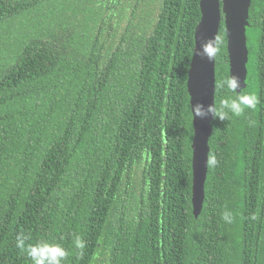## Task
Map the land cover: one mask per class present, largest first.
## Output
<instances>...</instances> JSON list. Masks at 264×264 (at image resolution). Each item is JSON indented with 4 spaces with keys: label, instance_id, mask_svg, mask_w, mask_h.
Listing matches in <instances>:
<instances>
[{
    "label": "trees",
    "instance_id": "obj_1",
    "mask_svg": "<svg viewBox=\"0 0 264 264\" xmlns=\"http://www.w3.org/2000/svg\"><path fill=\"white\" fill-rule=\"evenodd\" d=\"M75 1L0 0V264H33L20 233L62 244L64 264H264V0L249 8L240 91L260 103L212 120L219 163L197 218L186 82L199 0ZM217 37L218 106L235 95L219 86L223 19Z\"/></svg>",
    "mask_w": 264,
    "mask_h": 264
},
{
    "label": "water",
    "instance_id": "obj_2",
    "mask_svg": "<svg viewBox=\"0 0 264 264\" xmlns=\"http://www.w3.org/2000/svg\"><path fill=\"white\" fill-rule=\"evenodd\" d=\"M252 0H199L200 19L195 27L194 48L187 72V92L191 111L193 136L191 140V205L192 214L197 218L204 200V183L207 175L205 165L209 153L208 141L212 132L213 118L194 117L192 105L197 102L205 106L214 103L215 96V58L212 61L196 55L201 45L208 39L218 36L223 19L225 28L226 51L228 55L229 76H239L241 88H245L246 28L249 26V8Z\"/></svg>",
    "mask_w": 264,
    "mask_h": 264
},
{
    "label": "clouds",
    "instance_id": "obj_3",
    "mask_svg": "<svg viewBox=\"0 0 264 264\" xmlns=\"http://www.w3.org/2000/svg\"><path fill=\"white\" fill-rule=\"evenodd\" d=\"M222 44L223 41L219 37L208 39L201 45V50L196 55L212 61L221 51ZM219 86L221 88L226 87L230 92L235 94L234 97L229 96L221 99L218 106L215 103L205 106L203 103L197 102L192 105L194 117L203 119L211 116L213 119H219L220 121L230 120L232 117L244 115L246 109L255 110L260 103L258 95L254 92H237V89L241 88L239 76H229L222 80ZM249 123L255 125V121H249ZM218 163L215 153L209 152L206 155L205 165L207 167L215 168ZM221 218L228 224H232L235 220L233 214L227 210L221 214ZM250 218L256 220L258 217L253 214ZM73 235L74 246L80 250V254L82 255L85 242L80 235ZM30 239V236H26L23 233L18 234L16 237V247L25 252L33 264H64L69 253L62 244L51 243L43 239L37 240L35 243H26Z\"/></svg>",
    "mask_w": 264,
    "mask_h": 264
},
{
    "label": "rangeland",
    "instance_id": "obj_4",
    "mask_svg": "<svg viewBox=\"0 0 264 264\" xmlns=\"http://www.w3.org/2000/svg\"><path fill=\"white\" fill-rule=\"evenodd\" d=\"M80 3V1H75V3H74V6H77L78 4ZM80 7L81 8H91V5L90 4H87V3H84V2H81L80 3ZM83 14V13H82Z\"/></svg>",
    "mask_w": 264,
    "mask_h": 264
}]
</instances>
